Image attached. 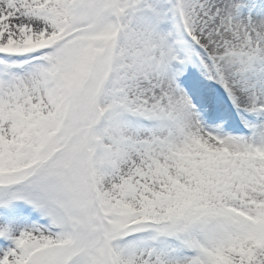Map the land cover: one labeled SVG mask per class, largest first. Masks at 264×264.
Instances as JSON below:
<instances>
[{"label":"snow or ice","instance_id":"6c2138e0","mask_svg":"<svg viewBox=\"0 0 264 264\" xmlns=\"http://www.w3.org/2000/svg\"><path fill=\"white\" fill-rule=\"evenodd\" d=\"M0 264H264V0H0Z\"/></svg>","mask_w":264,"mask_h":264}]
</instances>
